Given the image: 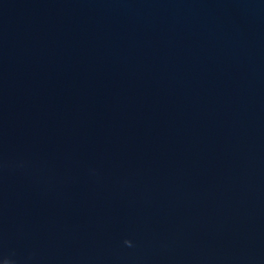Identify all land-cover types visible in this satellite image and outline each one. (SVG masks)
<instances>
[{
	"label": "water",
	"instance_id": "water-1",
	"mask_svg": "<svg viewBox=\"0 0 264 264\" xmlns=\"http://www.w3.org/2000/svg\"><path fill=\"white\" fill-rule=\"evenodd\" d=\"M0 264H264V0H0Z\"/></svg>",
	"mask_w": 264,
	"mask_h": 264
}]
</instances>
